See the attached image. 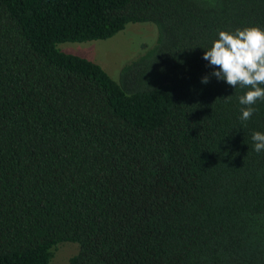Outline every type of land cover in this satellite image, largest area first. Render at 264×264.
Instances as JSON below:
<instances>
[{
  "label": "trees",
  "instance_id": "trees-1",
  "mask_svg": "<svg viewBox=\"0 0 264 264\" xmlns=\"http://www.w3.org/2000/svg\"><path fill=\"white\" fill-rule=\"evenodd\" d=\"M156 27L113 79L65 41ZM264 0H0V264H264V101L203 48ZM208 82L202 83V77Z\"/></svg>",
  "mask_w": 264,
  "mask_h": 264
},
{
  "label": "clouds",
  "instance_id": "clouds-1",
  "mask_svg": "<svg viewBox=\"0 0 264 264\" xmlns=\"http://www.w3.org/2000/svg\"><path fill=\"white\" fill-rule=\"evenodd\" d=\"M203 49V59L213 69L211 76L234 89H245L238 96L240 105L245 106L240 109V119H251L256 111L252 105L264 101V29L253 25L234 31L218 30V38ZM208 79L207 75L202 77V83ZM251 139L254 151H264V133L254 131Z\"/></svg>",
  "mask_w": 264,
  "mask_h": 264
},
{
  "label": "rangeland",
  "instance_id": "rangeland-1",
  "mask_svg": "<svg viewBox=\"0 0 264 264\" xmlns=\"http://www.w3.org/2000/svg\"><path fill=\"white\" fill-rule=\"evenodd\" d=\"M156 39V27L149 22H130L115 35L99 40L65 41L58 47L67 53L83 56L98 63L113 79H118L121 67L142 54ZM78 251L74 242H61L49 264H67Z\"/></svg>",
  "mask_w": 264,
  "mask_h": 264
}]
</instances>
